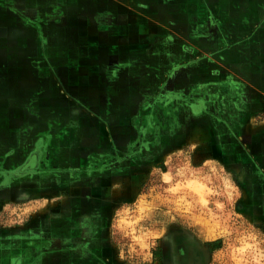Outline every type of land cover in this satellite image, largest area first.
I'll return each instance as SVG.
<instances>
[{"label": "crops", "instance_id": "obj_1", "mask_svg": "<svg viewBox=\"0 0 264 264\" xmlns=\"http://www.w3.org/2000/svg\"><path fill=\"white\" fill-rule=\"evenodd\" d=\"M53 1L0 0V96L5 99L0 101V119H4L0 125L17 126L13 129L15 135L11 137L7 132L8 137H2L4 143L0 145L5 148L0 159V215L6 206L30 200L40 204L39 213L58 208L89 216L101 223L98 237L109 238L115 217L122 212L119 208L140 197L142 178L152 170L162 171L171 153L190 148L195 167L215 162L229 173L237 189V214L264 231V51L261 31L258 33L264 28V20H256L248 28H242V20L234 24L230 21L253 11L257 17L259 7L252 10L251 6L242 5L243 0H84V8L89 12L86 14L93 16L95 24L85 27L93 30L92 39L107 38L110 32L107 41L117 60L128 62L136 59L135 55L149 60L156 54L158 60L168 62L157 103L152 105L150 96L142 89L139 105L128 99L121 104L124 109L138 105L136 117L126 114L122 119H132L125 123L128 126L141 124L147 140L141 154L132 156L128 152L129 142L122 148L127 151L123 153L117 147L107 146V122L91 111L110 107L108 103L112 102L106 99V89L95 91L98 97L102 95V100L96 102L78 101L63 91L64 101L58 104L55 101L60 100L49 98L47 89L45 100L33 101L38 89L23 87L24 78L28 81L35 77H53L54 87L57 73L53 63L64 64L67 60L55 57L54 42L48 34L57 26L52 20L55 8L62 10L64 18L71 0L62 5H52ZM108 15L111 22L105 21ZM80 16L75 22H82ZM60 23L66 25V21ZM255 23V44L248 46L256 45L259 49L248 54L241 48L237 51L236 45H245L250 39L235 37V30L245 32ZM64 28L70 30L74 26ZM138 32L141 33L137 35ZM63 72V76L70 75L66 67ZM109 75L105 72L104 78ZM134 90V84L128 82L121 93ZM23 93H30L29 99H10ZM24 107L37 112H63L46 119L48 134L32 136V116L30 111L22 115ZM12 109L20 110V115L15 116H20V121L10 120ZM71 110L75 112L73 119H77L73 120L77 132L73 137L68 126ZM34 153L36 158L32 159ZM119 157L125 160L118 166ZM20 170L23 171L16 174ZM41 219L43 216L33 218L29 225L14 232L0 229V240L15 238L16 250L20 246L22 251L16 262L8 264H43V258L46 264H71L61 261V253L52 251L67 249L50 245L49 230L33 226ZM210 231L206 229L205 234L210 236ZM89 235L94 236L92 232ZM201 236L199 230L171 231L158 242V249L153 248L141 262L114 259L118 251L109 239L93 249L84 246L80 252L99 254L93 264H215L213 256L222 250L220 236ZM6 248L2 244L0 251Z\"/></svg>", "mask_w": 264, "mask_h": 264}, {"label": "rangeland", "instance_id": "obj_2", "mask_svg": "<svg viewBox=\"0 0 264 264\" xmlns=\"http://www.w3.org/2000/svg\"><path fill=\"white\" fill-rule=\"evenodd\" d=\"M63 1L65 0H54L52 5H62ZM241 2L242 5L251 6L252 10L259 7L257 8L258 16L256 17L255 11L246 15L242 14L240 19H230L231 23L233 22L232 24L242 20L244 24L242 28H248L256 20L257 22L264 20V13L261 14L264 9V0H243ZM67 4L70 7H68V13L64 14V18H62V10L59 7L55 8L52 20L57 26H54L55 29L52 28L48 34L54 42L52 52H55V57L67 58L64 64H62L63 61L53 63L57 73L54 77V87L52 86L53 77H35L30 78L28 81L24 78L23 87L38 89L34 98L31 99L33 101L36 99L45 100L48 90L49 98L60 100L55 101L58 104L64 101L63 91L78 101L96 102L102 100V95L98 97L95 91L98 88L106 89V99L112 102L108 103L110 107L91 111L107 122L106 127L109 134L107 146L113 149L117 147L120 149L119 152L123 153L127 151H122V148L129 142V155L137 156L147 146V140L144 136L145 131H141V124L136 127L126 124L132 121L130 117H136L139 112L137 106L143 100L142 89H145L147 96H150L152 105L160 100L158 92L164 83L163 73L168 69V62L158 60L156 54H152L149 60H142L139 55H135V57L137 56L136 59L128 62L117 60L116 56L111 53L112 45L107 41L110 32H108L107 38L92 39L95 36L93 30L85 27L86 25L95 24L93 16L88 17L89 14H86L89 12L86 11L87 8H84V0H71ZM106 4L108 7L111 5L110 3ZM79 14L82 17L81 23L75 22L79 19ZM259 16L262 18L259 19ZM110 18V15H108L105 21L111 22ZM62 20L66 21L65 26H62L61 23V25L58 24ZM68 25L74 26V28L65 30L64 27ZM255 27L256 23L250 30H245V32L243 30L241 32V29L238 30L239 28L235 30L237 32L235 37L245 39V36H247V39H250L245 42V45H236L237 51L241 48L243 53L248 54L259 49L256 45L248 46V44H255ZM260 31L259 36L264 41V28L259 30L258 33ZM139 33L141 32H138L137 35ZM91 40H94L93 43H89ZM263 41L262 50L264 51ZM257 43H261V41ZM258 45L260 46V44ZM120 55L123 56V54ZM127 63L129 66H126ZM64 67L69 69L70 75L63 76ZM105 72L110 74L109 78H104ZM128 82L134 84V92L121 93ZM29 94L23 93V96H13L10 99L27 100ZM127 99L129 101L133 100L135 103L138 102V105L132 104L130 105L132 108L128 107L129 109L121 108V104H125L123 101ZM0 101H5L4 97L0 96ZM27 109L24 107L22 115H25L27 111L31 113L33 132L30 135L32 136L48 134V125L44 124V122L47 123L46 119L51 116L55 118L59 115L58 112H63L62 109H55L53 113ZM126 114L130 117H125L126 119L123 120L122 116ZM17 115H20V110L12 109L9 111L10 120L20 121V116L16 118ZM74 115V110H71L69 117L72 120L68 126L72 137L77 133L74 132L76 126L73 120L75 122L77 120L73 119ZM60 116L64 117V115ZM127 118L130 120H127ZM2 120L4 119H0V124H3L1 123ZM147 121L146 125L149 127V120ZM16 127L15 125H0V145L4 143H2V137H4V140L8 137L7 132L12 134L11 137L15 135L13 129ZM8 128H11V130L9 131ZM55 130V134L58 135L59 128L57 125H55ZM4 150L5 148L0 147V159ZM190 156V148L171 153L167 156L166 165L163 166L162 171L152 170L151 173L142 178L140 197L136 202L119 208V211L122 212L115 217L111 238L98 237L102 231L101 223L92 220L89 216L84 217L76 210L67 213L65 210L58 208L51 209L46 213H39L40 204L30 200L6 206L7 209L3 210L0 215V229H11L14 232L29 225L31 219L36 220L43 216V219L35 221L33 226L49 230L48 236L52 239L50 245L67 249L63 251L53 249L52 251L56 254L61 253L60 256L62 257H59L61 261H69L71 264H80L83 261L93 264L95 260L98 261L99 254L94 255L93 251L84 254L80 250L84 246H90V249H93L94 245L101 244L106 239L110 240L111 245L116 246L118 252L114 253L116 254L114 259L117 257L125 263L145 261L153 248L158 249L159 241L169 232L180 229L187 232L199 230L202 234L201 238H217L220 236L222 250L213 256V261L216 263L264 264V231L258 226L255 227L243 220L237 214L235 210V203L238 200L237 189L229 173L215 162L195 167ZM117 160L119 166L125 160V157H119ZM108 167L110 169L112 166L109 165ZM22 171H17L16 174H20ZM208 228L211 229L210 236L205 234ZM88 229H91L90 232L94 234L93 237H89L90 232ZM85 233H88V235L83 237L82 235ZM12 236L16 235L13 234ZM5 238L0 240V246L2 244L7 245L4 251H0V262L1 264L16 262L22 255L20 246L16 250V239ZM42 240H46V238H42ZM154 252L156 253V251ZM42 261L43 264H46L45 258Z\"/></svg>", "mask_w": 264, "mask_h": 264}, {"label": "bare ground", "instance_id": "obj_3", "mask_svg": "<svg viewBox=\"0 0 264 264\" xmlns=\"http://www.w3.org/2000/svg\"><path fill=\"white\" fill-rule=\"evenodd\" d=\"M33 163H34V161H33V160H31V161H30V165H33Z\"/></svg>", "mask_w": 264, "mask_h": 264}, {"label": "water", "instance_id": "obj_4", "mask_svg": "<svg viewBox=\"0 0 264 264\" xmlns=\"http://www.w3.org/2000/svg\"><path fill=\"white\" fill-rule=\"evenodd\" d=\"M34 157L36 158V153H34V155H33V158H32V159H34Z\"/></svg>", "mask_w": 264, "mask_h": 264}]
</instances>
